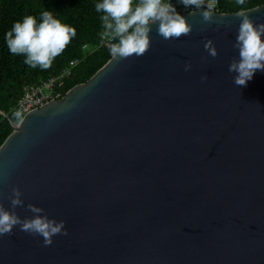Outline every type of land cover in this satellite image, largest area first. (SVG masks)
Here are the masks:
<instances>
[{
    "label": "water",
    "instance_id": "water-1",
    "mask_svg": "<svg viewBox=\"0 0 264 264\" xmlns=\"http://www.w3.org/2000/svg\"><path fill=\"white\" fill-rule=\"evenodd\" d=\"M243 10L264 23V3ZM211 11L179 12L193 26L179 39L152 25L145 55L11 121L0 204L18 187L22 219L33 204L68 234L45 246L16 226L0 264H264V71L234 84L240 10Z\"/></svg>",
    "mask_w": 264,
    "mask_h": 264
},
{
    "label": "clouds",
    "instance_id": "clouds-1",
    "mask_svg": "<svg viewBox=\"0 0 264 264\" xmlns=\"http://www.w3.org/2000/svg\"><path fill=\"white\" fill-rule=\"evenodd\" d=\"M179 3L186 8L194 7L204 23L215 22L211 3L206 4L205 0H179ZM236 4L243 6L245 0H236ZM95 9L103 13L102 36L115 41L110 44L109 51L111 57L117 60L145 55L151 48L149 34L152 25H157V33L164 40L179 39L190 35L193 30L187 18L177 12L168 0H138L136 3L134 0H102L95 5ZM236 16L241 18L234 44L239 55L232 59L228 71L236 73L233 81L236 86L246 87L258 70L264 71V23L256 24L243 9ZM41 20L38 24L34 16L28 15L22 22H15L6 33V44L12 55L25 56L24 63L29 67L47 70L76 36V29L55 18L51 11H43ZM204 47L210 56H217V49L211 40ZM190 67V64L186 65L185 71ZM16 116L19 117L20 113L17 112ZM21 196L20 189L13 187L9 197L11 209L0 204V235H11L13 228L19 226L21 231L42 236L47 246L52 244L54 236L68 234L65 221L57 222L49 218L42 214L43 208L33 204L27 205L33 216L22 219L15 211L18 206H24Z\"/></svg>",
    "mask_w": 264,
    "mask_h": 264
},
{
    "label": "trees",
    "instance_id": "trees-1",
    "mask_svg": "<svg viewBox=\"0 0 264 264\" xmlns=\"http://www.w3.org/2000/svg\"><path fill=\"white\" fill-rule=\"evenodd\" d=\"M138 0H134L136 3ZM102 0H0V143L11 132V121L19 117L13 113L28 84L39 82L59 72L72 58L79 62L64 78L59 88L64 94L73 85L86 81L110 57L109 47L98 45L103 32L101 16L95 9ZM264 3V0H245L243 6L236 0H219L218 11H238ZM51 11L62 23L76 29V36L64 52L57 56L47 70L33 69L24 63L25 56L12 55L6 44V33L15 22L32 15L41 23L43 11Z\"/></svg>",
    "mask_w": 264,
    "mask_h": 264
},
{
    "label": "built area",
    "instance_id": "built-area-1",
    "mask_svg": "<svg viewBox=\"0 0 264 264\" xmlns=\"http://www.w3.org/2000/svg\"><path fill=\"white\" fill-rule=\"evenodd\" d=\"M168 2L176 7L177 12H186L194 9V7L186 8L183 4L179 3V0H168ZM218 2L219 0H205L206 4H212L211 10L215 11H218ZM114 42L103 37L101 34L98 45L110 48V44ZM78 62L79 58H72L68 65L63 67L59 72L42 78L39 82L28 84L16 106L13 108L14 115L16 116V113L19 112L20 119L27 111L42 105L50 99L61 97L63 93L59 88L63 85L64 78L71 73L73 66Z\"/></svg>",
    "mask_w": 264,
    "mask_h": 264
}]
</instances>
